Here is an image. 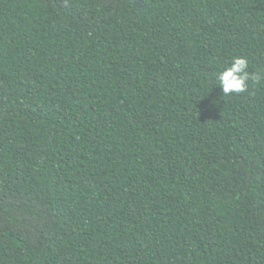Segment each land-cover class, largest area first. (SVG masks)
<instances>
[{
    "label": "trees",
    "instance_id": "1",
    "mask_svg": "<svg viewBox=\"0 0 264 264\" xmlns=\"http://www.w3.org/2000/svg\"><path fill=\"white\" fill-rule=\"evenodd\" d=\"M264 0H0V264H264Z\"/></svg>",
    "mask_w": 264,
    "mask_h": 264
},
{
    "label": "clouds",
    "instance_id": "2",
    "mask_svg": "<svg viewBox=\"0 0 264 264\" xmlns=\"http://www.w3.org/2000/svg\"><path fill=\"white\" fill-rule=\"evenodd\" d=\"M248 68L247 58L237 56L233 57L224 69L216 74V82L223 96L245 93L248 91L249 81L256 84L264 79V74L250 72Z\"/></svg>",
    "mask_w": 264,
    "mask_h": 264
}]
</instances>
